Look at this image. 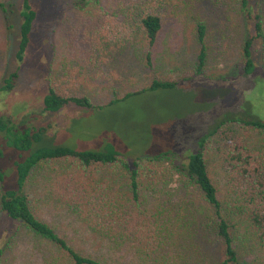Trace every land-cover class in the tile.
I'll use <instances>...</instances> for the list:
<instances>
[{"label": "trees", "instance_id": "1", "mask_svg": "<svg viewBox=\"0 0 264 264\" xmlns=\"http://www.w3.org/2000/svg\"><path fill=\"white\" fill-rule=\"evenodd\" d=\"M239 1L253 24V32L243 43L241 72L255 74L256 81L264 82V77L257 79L253 51L255 42L264 40V0ZM149 4L157 6L153 0H68V9L61 15L62 35L57 51L60 75L51 78L45 96L47 110L59 111L73 104H113L149 90L172 88L181 80L207 73L204 22L197 24L200 48L188 75L164 77L157 71L151 82H140L113 69V60L135 46L138 39L143 43L146 65L154 69L164 16ZM0 10L9 14L1 1ZM18 15L17 58L22 61L38 19L35 0H22ZM18 77L17 71L12 73L0 91L13 90ZM230 123L264 133V119L252 115L221 121L200 139L198 151L191 154L165 152L128 159L113 146L102 151H77L67 146L43 148L19 164L17 184L10 189L4 188L0 169V222L4 226L0 264H12L10 255L14 260L20 258L11 250L21 229L26 231L21 235L31 233L50 252L43 264H61V259H67L69 264H183L176 258L174 248L189 226L183 210L189 207V196L194 191L204 204L201 223L211 224V232L222 247L216 264H254L252 256L257 259L255 264H262L264 146L255 147L243 137L237 138L218 153L223 166L220 176L210 165L211 143ZM46 131V127L27 131L17 147L29 148ZM35 171L44 176L52 196L95 240L111 250L109 255L95 257L84 252L72 235L58 231L44 214L34 210L26 187ZM176 196L181 200L177 209L172 200Z\"/></svg>", "mask_w": 264, "mask_h": 264}, {"label": "rangeland", "instance_id": "2", "mask_svg": "<svg viewBox=\"0 0 264 264\" xmlns=\"http://www.w3.org/2000/svg\"><path fill=\"white\" fill-rule=\"evenodd\" d=\"M0 1L9 10L7 15L0 10V86L12 73H19L13 90L0 91V169L4 173L5 189L16 186L19 164L39 149L67 146L77 151H102L113 146L128 159L165 152L191 154L198 151L200 139L227 118L256 115L264 119V82L256 81L255 74L241 72L243 43L253 32V24L239 0H153L157 6L149 4V8H159L164 16V28L154 56L155 70L146 65L141 39L113 60V69L118 74L132 76L140 82H151L157 71L164 77L188 75L193 71L200 48L197 24L204 22L206 74L113 104L92 107L73 104L59 111L46 109L45 96L52 76L60 75L57 51L62 35L61 15L68 9V0H35L38 19L22 61L17 58L22 0ZM253 51L257 79L262 80L264 40L256 41ZM40 127H46L47 131L39 140L27 149L17 147L27 131H37ZM241 137L255 147L264 146V133L230 123L211 143L209 160L214 174L222 173L218 153ZM26 191L34 210L44 214L58 231L72 235L84 252L95 257L109 255L111 250L95 240L69 209L52 196L41 173L35 171ZM196 194L191 193L189 207L184 206V218L189 226L182 230L174 253L183 264H216L222 247L211 232V224L201 223L204 204L201 205ZM172 200L177 209L180 197ZM2 222L0 237L4 231ZM22 231L18 232L11 250L20 258L14 260L10 255L12 264H43L50 252L31 233L21 235ZM251 258L255 264L257 259ZM60 263L69 264L67 259H61Z\"/></svg>", "mask_w": 264, "mask_h": 264}]
</instances>
